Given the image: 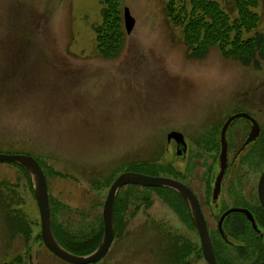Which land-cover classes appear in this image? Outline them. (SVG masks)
<instances>
[{
    "label": "rangeland",
    "instance_id": "obj_1",
    "mask_svg": "<svg viewBox=\"0 0 264 264\" xmlns=\"http://www.w3.org/2000/svg\"><path fill=\"white\" fill-rule=\"evenodd\" d=\"M214 1L233 14V0ZM118 2L122 50L104 59L95 52L103 0H0V153L37 159L55 235L80 257L103 235L102 206L120 173L148 163L169 177L173 165H186L202 180L215 164L225 119L240 111L264 115V61L257 70L243 67L216 47L203 59H189L166 0ZM249 7L264 35V0ZM124 9L135 24L129 35ZM241 125L236 120L230 132L236 136ZM171 132L185 137L180 158L167 143ZM15 167L0 164L7 237L0 264H29V254L32 264H68L43 247L36 201ZM140 195L138 188H122L119 214ZM116 221L117 239L93 264H207L184 249L185 237L192 239L187 232L183 239L135 237L128 216Z\"/></svg>",
    "mask_w": 264,
    "mask_h": 264
},
{
    "label": "flooded vegetation",
    "instance_id": "obj_2",
    "mask_svg": "<svg viewBox=\"0 0 264 264\" xmlns=\"http://www.w3.org/2000/svg\"><path fill=\"white\" fill-rule=\"evenodd\" d=\"M247 113L254 122L240 119L238 121L242 125L237 129L238 134L234 136L230 130L228 131L227 167L218 194H213L214 181L218 174L217 162L204 173L202 180L197 178L199 173L196 171L189 175L186 165L183 167L173 165L174 176L164 177L177 181L194 195L218 264L264 263V115L261 112ZM252 127L256 138L240 151ZM15 168L18 169L17 176L21 177V183L23 185L27 183V190H31L30 179L25 170L20 166ZM127 187L140 189L141 201L127 202L125 213L121 214L117 209L120 205L114 204L115 240L119 235L116 220L118 218L124 220L128 216V220L133 223L135 237L147 234L183 239L186 232L191 234V240L189 236L185 237L188 243L184 249L188 253H193L194 258L196 256L203 258L202 242L194 223V210L192 206H188L183 195L171 188H145L137 185ZM148 196L157 197L156 202L151 201ZM6 240L5 216L0 203L1 252L7 251ZM57 240L60 243L58 238ZM29 255L28 263L32 264L33 260ZM164 255V259L169 258L168 254Z\"/></svg>",
    "mask_w": 264,
    "mask_h": 264
},
{
    "label": "trees",
    "instance_id": "obj_3",
    "mask_svg": "<svg viewBox=\"0 0 264 264\" xmlns=\"http://www.w3.org/2000/svg\"><path fill=\"white\" fill-rule=\"evenodd\" d=\"M118 1L103 0L102 24L95 29V49L104 59L116 58L122 50ZM233 1L232 15L214 0H166L165 9L173 26L180 28L189 59H203L216 47L225 58L257 70L264 61V35L256 30L260 17L249 7L257 0ZM127 171L158 176L148 163L134 164ZM99 242L89 244V250L83 249L81 254H90Z\"/></svg>",
    "mask_w": 264,
    "mask_h": 264
},
{
    "label": "water",
    "instance_id": "obj_4",
    "mask_svg": "<svg viewBox=\"0 0 264 264\" xmlns=\"http://www.w3.org/2000/svg\"><path fill=\"white\" fill-rule=\"evenodd\" d=\"M124 25L126 34L129 35L135 24L129 10H124ZM236 119H246L251 120L250 116L247 114H236L229 118L225 125L223 126L220 133V152L217 157V167L218 174L215 179V188L213 194H218L221 187V180L224 176L225 169L227 167V136L226 133L232 122ZM251 122H253L251 120ZM257 127V125H256ZM248 138L243 144L241 150H243L249 143L253 142L256 138V134L253 132V127L248 134ZM167 142L171 140L175 141L177 145V156L180 157L186 152V143L184 137L181 133L171 132L168 134ZM0 163H12L23 167L31 180L32 190L34 191L35 200L37 201L38 213L40 215L41 224V236L44 247H46L49 252H51L56 258H60L66 263L70 264H92L104 259L105 255L109 251L112 242L114 240V221H113V205L115 202V196L119 189L123 188L125 185H140L143 187H163L167 189H173L179 192L185 198L188 206H192L194 210V223L199 231L200 240L202 242V252L204 260L207 264H218L216 263L214 251L212 250L211 240L209 239L208 230L202 217L200 208L196 202L194 195H191L189 191L182 185L177 183L172 179H166L162 177H151L148 175H143L139 173L124 172L119 178H117L112 184L107 199L103 205L102 212V222H103V237L99 246L92 254L87 256H76L68 253L55 239L53 235L52 224H51V212H50V201L48 199V189L46 188V179L44 178L41 168L38 166L37 162L33 157L27 156H15V155H2L0 154ZM264 264V263H262Z\"/></svg>",
    "mask_w": 264,
    "mask_h": 264
}]
</instances>
